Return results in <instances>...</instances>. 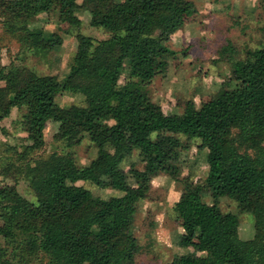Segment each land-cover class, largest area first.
I'll return each mask as SVG.
<instances>
[{
    "label": "trees",
    "instance_id": "1",
    "mask_svg": "<svg viewBox=\"0 0 264 264\" xmlns=\"http://www.w3.org/2000/svg\"><path fill=\"white\" fill-rule=\"evenodd\" d=\"M78 9L108 36L76 33L77 52L64 81L27 66L0 64V122L13 108H26L20 123L30 142L0 167L6 180L0 185V239L7 247L19 245L31 261L48 258L46 264H135L143 246L132 228L140 202L149 198L147 180L180 181L181 154L198 137L201 148L214 149L205 179L213 202L186 189L174 210L184 231L181 244L190 246L196 239L205 254L176 256L167 264H264V48L223 45L219 59L230 71L223 89L200 106L187 99L182 114H167L143 87L163 75L176 56L170 42L199 13L195 1L0 0L5 32L40 58L54 55L63 37L59 32L46 36L42 26L33 25L37 17L57 10L69 34L81 28ZM261 30L264 34V25ZM130 56L129 80L119 83ZM66 91L82 94L85 104L61 106L56 98ZM52 120L60 124L56 139L64 148L41 156ZM85 135L98 155L80 165L76 148ZM134 149L144 168L140 175L130 168L137 185L114 187L123 195L103 198L69 185L79 180L98 184L110 174L116 178L123 172L121 158ZM22 179L35 200L20 193ZM223 197L253 215V238H241L240 216L223 211Z\"/></svg>",
    "mask_w": 264,
    "mask_h": 264
},
{
    "label": "rangeland",
    "instance_id": "2",
    "mask_svg": "<svg viewBox=\"0 0 264 264\" xmlns=\"http://www.w3.org/2000/svg\"><path fill=\"white\" fill-rule=\"evenodd\" d=\"M194 1L199 13L178 30L170 42L171 47L177 51L176 56L169 60V66L163 75L155 78L149 86L143 87L167 114H182L185 110L183 103L187 99H194L200 106L204 100L223 89L230 75L228 63L219 59L223 45L231 42L240 48H264V34L261 30L264 25V0ZM76 13L82 19V25L80 29L72 28L69 34L63 31L57 10L37 17L33 25L42 26L46 36L59 32L63 37V44L54 51V55L42 58L35 56L32 51L23 49L20 42L10 37L5 32L0 18V64L27 66L39 74H56L60 81H64L70 72L71 60L77 52L76 33L80 31L94 39H104L108 36L104 29L91 25L90 14L86 11L78 9ZM132 60L131 56L126 59L118 77L119 83H126L129 80ZM56 101L64 107L71 104L84 105L85 97L80 93L66 91L58 95ZM25 109L13 108L10 116L0 122V167L30 143L24 138L26 133L23 132L20 123ZM59 125V122L53 120L47 123L46 144L39 151V155L47 156L54 151H62L64 144L56 139ZM179 136L184 140L188 139L184 134ZM201 143V138L194 137L191 139V146L182 152L180 181L166 176L148 178L149 198L140 202L132 228V232L143 246L135 264H167L176 256L205 254L196 239L190 246L181 244L184 231L174 210L175 203L186 189L198 190L205 202H213L205 187V179L214 149L201 148ZM139 154V150L134 149L123 155L119 162V168L123 172L118 173L116 178L110 174L98 184L90 180H79L75 183L69 182V185L72 188L89 189L103 198L121 196L124 192L114 187L119 184L137 185L138 179L131 173L130 168L139 170L137 174L142 173L144 162ZM97 155L98 148L92 145L91 140L85 135L80 146L76 148L78 164L88 165ZM115 180L117 184H112ZM5 181L0 175V185ZM18 189L23 196L35 200L25 179L20 180ZM220 206L223 211L240 216L242 239L254 237L255 225L252 214L241 213L238 202L228 197L220 199ZM18 246L15 248L14 244H10L7 247L0 239V247L5 248L2 250L0 264H5L6 260L14 264H36L41 261L44 264L48 261L46 257L31 261L23 254V248Z\"/></svg>",
    "mask_w": 264,
    "mask_h": 264
}]
</instances>
